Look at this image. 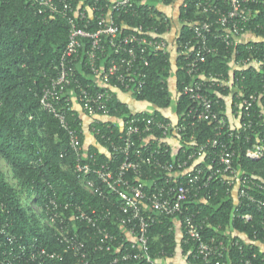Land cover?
Returning a JSON list of instances; mask_svg holds the SVG:
<instances>
[{"label": "built area", "instance_id": "2783aa9c", "mask_svg": "<svg viewBox=\"0 0 264 264\" xmlns=\"http://www.w3.org/2000/svg\"><path fill=\"white\" fill-rule=\"evenodd\" d=\"M41 1L47 6L51 5L50 0ZM138 2L143 12L137 8ZM146 2L148 0H109L100 4L97 0L90 5L81 3L78 9L67 3L62 11L71 24L67 54L78 53L84 46V40L91 41V49L88 50L91 68L100 77L101 85L108 87L96 92L84 88L80 97L83 114L90 118L89 130L105 140L108 146L103 147L107 149L109 160L101 161L98 154H89L82 136L71 128L65 114H56L61 126L70 133L69 148L76 156L75 171L83 175L81 184L90 193L105 199L108 205L102 203L97 207L90 204L86 210L77 201L74 204L67 202L62 207L52 199L47 207L48 224L54 229L58 242L65 245L64 255L67 253L70 258L68 264H101L89 258L79 228L76 224L71 225L76 220L93 229L97 237L94 251L110 250L111 245L119 241V255L113 264L132 260L138 264H174L164 258L152 257L149 233L160 217L175 219L180 216L182 219L177 223H184V226L181 224L185 229L183 240L192 244L193 257L198 264H227L225 259L230 248L242 250L243 244L239 239L226 242L216 237L206 238L204 231L208 218L198 220L200 210L192 211L191 205L197 200L205 202L207 197H211V192L207 190L205 194L204 191L211 184L221 182L227 186L228 194L236 202H246L262 213L264 223V178L235 163L237 139H242L240 147L248 146L245 152L248 160L264 158L262 139L257 135L254 140L251 135L256 133L257 125L264 123V83L262 89L249 93L244 86L246 70L264 75V57L253 53L243 56L238 50L236 55L234 51L228 76L206 74L201 66L210 55L219 52L221 43L229 50L236 49L238 45H245L248 51L258 50L256 43L264 40V37L256 34V29L261 27L258 21L264 17V0H196L193 16L186 10L187 16L181 21L191 29L193 38L184 42L181 49L176 42L179 22L167 29L166 34H162L155 24L129 28L117 22V18L126 14H144V6H148ZM183 6H188L185 0ZM53 10L55 8H50V11ZM39 11L43 12L42 9ZM162 16L156 17L160 19ZM75 18H80L83 26H79ZM93 20H96L97 26L92 30L90 25ZM123 26L130 29L126 35H121ZM106 42L117 57L109 65L97 67L94 63L99 57L97 52H105ZM160 55H169L173 62L183 57L187 73L192 77L190 81L183 82L180 92L192 101L183 121L180 122L173 108L163 112L165 118L146 115V110L132 109V116L111 117L108 103L113 99L112 90L124 88V92L141 93L146 86V68L150 66L151 58ZM78 82L73 71L63 69L52 86L45 87L42 104L55 110L54 103L59 99L57 94L66 91V87L72 84L79 86ZM220 89L229 90L230 93L221 94ZM211 90L217 96H211ZM224 107L225 114H222ZM172 112L176 119L172 118ZM110 120L120 123L121 132L116 136H107L97 127L100 121ZM204 121L214 126V136L202 142L188 141L191 149L187 152L181 135L190 126ZM84 131L83 124L80 133L84 135ZM171 141H175L176 145L173 146ZM180 150L186 152L183 157H177ZM170 153L173 159L168 158ZM119 157L123 160L114 170L110 161L115 162ZM150 171L152 173L147 175L146 172ZM159 171L163 175L157 176ZM115 209L119 210V215ZM114 218L124 229V237H118L108 228L107 224ZM242 218L248 221L251 215L246 213ZM25 250L12 251V258L0 261V264H16L18 259H25ZM62 256L57 250L36 247L28 254L27 262L37 260L39 264H46L48 259ZM255 257L256 254H252V258ZM252 258L246 257L242 261L256 264Z\"/></svg>", "mask_w": 264, "mask_h": 264}, {"label": "trees", "instance_id": "16d2710c", "mask_svg": "<svg viewBox=\"0 0 264 264\" xmlns=\"http://www.w3.org/2000/svg\"><path fill=\"white\" fill-rule=\"evenodd\" d=\"M96 1L50 0L51 5L47 6L41 0H0V158L9 167L8 174L0 166V261L12 258V251L17 252L25 248V259H18L16 264H39L37 260L34 262L29 260L28 263V254L36 247H47L49 250L61 252L63 256L58 259H48L46 264H68L69 255H66L67 253L64 255L66 247L58 242L54 229L48 224L47 207L51 205L50 201L55 199L62 207L67 202L74 204L77 201L82 203L86 210L90 204L98 205L97 207L102 203L108 205L105 199L102 200L101 197L90 193L81 184L83 175L75 171L76 156L69 148L70 133L61 126L56 114L57 112L65 114L71 128L78 131L84 140V135L80 133L83 129L81 115L83 111L80 112L77 108V106L83 108L80 97L82 89L86 88L91 92L108 89L101 85L100 77L91 68V58L88 53L91 49V41L84 40V46L78 53L67 54L71 24L62 11L65 10L67 3L78 9L81 3L90 5ZM105 1L109 0H98L100 4ZM178 1L148 0L145 4L148 6H144L146 9L144 14H126L117 18V22L124 23L129 28L141 24H155L159 26L162 34H166L167 29H171L173 24L176 26L179 22L176 42L181 49L184 42L193 38L191 29L181 21L187 16L186 10L190 15L193 14L196 0H185L188 3L186 8L183 6L184 0H181L180 4H177ZM52 7L55 8L53 12L50 11ZM137 8L139 12H143L139 2ZM71 15L75 17L74 14ZM157 15L163 16L158 19ZM80 20L75 18L76 23L83 26L84 22ZM95 22L96 20H93L90 29H96ZM258 23L261 27L256 29V34L264 37V17H260ZM126 28L128 27L122 29L121 35L130 32V29ZM256 44L257 51H248L245 50V45H238L236 49L229 50L221 43L219 52L210 55L207 62L201 66V70L206 74L228 76L231 69L230 58L234 51L236 55L238 50L243 56L253 53L264 57V40ZM105 45L104 53L97 52L99 57L94 62L97 67L107 66L117 57L114 49L107 42ZM63 69L68 72L73 71L80 85L72 84L66 87V91L57 94L59 99L54 103L55 110L45 108L41 101L44 89L52 86V82L59 77ZM146 72L145 88L141 93H134L138 101L154 106L153 110H146L144 113L165 118L163 112L173 108L180 122L183 121L192 104L187 95L180 93L183 90V82L192 79L187 73L183 57H178L174 62L169 55L153 57ZM172 76L176 77V91L170 86L169 79ZM245 76L244 86L247 93L262 89L264 83L262 72L255 73L249 69L245 71ZM117 90H112L113 99L108 103L109 114L113 118H121L123 115L132 116L133 111L121 100ZM121 90L125 89L121 88ZM209 93L213 97L217 96L214 90ZM228 93L229 90H221V94ZM221 102L225 105L223 100ZM262 103L264 105V98ZM221 110L222 114H225V107ZM97 127L107 136L112 134L116 136L121 132L120 123L113 120L100 121ZM255 129L256 133L251 135L254 140L258 135L264 144V123L261 126L257 125ZM214 134V126L204 121L190 126L181 135V142L188 152L191 149V145L187 144L188 141L202 142ZM96 138L100 145L108 146L100 136ZM241 143L242 139L236 140L238 155L235 163L244 170L264 178V158L259 161L248 160L245 156L248 146L240 147ZM88 152L98 154L101 161L109 160L107 154L95 146L90 147ZM184 154L186 152L182 153L180 150L177 157H183ZM168 158L173 159V155L170 153ZM122 160V157H119L115 162L110 161L112 169L115 170ZM149 173L152 171L146 172L147 175ZM156 175H163V172L159 171ZM8 177H11L12 181ZM207 190L211 192V197H207L205 202L197 200L191 205L192 211L200 210L198 220L208 218L204 236L216 237L226 242L240 240L243 249L231 247L225 259L227 264H245L242 259L252 258L254 253L256 257L252 258L253 262L264 264V251L258 245L264 243L262 213L254 206H248L246 202H236L235 198L228 194L227 186L221 182L211 184L204 191L205 194ZM25 199H29L30 202L26 203ZM39 202L42 203L39 212L42 223L36 218L33 207L35 204L38 206ZM115 212L119 215L118 209H115ZM246 213L251 215L248 221L242 218ZM115 218L107 224L108 228L118 237H124V229L118 225ZM181 219L180 216L175 219L160 217L159 222L150 229L149 252L154 258L168 260L174 258L181 250L183 254H189L190 264H198L193 257L192 244L177 237V221ZM74 224L81 232V239L88 248L89 258L101 264H113L119 255L117 251L119 241L111 245L110 250L94 251L97 237L93 229L77 220L71 223L72 226ZM181 224L184 226L183 222ZM183 231L185 232L184 228ZM127 245H130V242ZM117 264H138V262L120 261Z\"/></svg>", "mask_w": 264, "mask_h": 264}, {"label": "crops", "instance_id": "0c3cea01", "mask_svg": "<svg viewBox=\"0 0 264 264\" xmlns=\"http://www.w3.org/2000/svg\"><path fill=\"white\" fill-rule=\"evenodd\" d=\"M170 82V86L171 89L176 91V77L172 76L169 79ZM117 94L119 95V97L121 98L122 101L126 102L130 109H132L133 111H142V110H147L149 111V109H147V107H151L154 109V106L150 103L147 102H141L143 103V105L141 106H135L134 105V94L132 92H124L121 90H117ZM138 101V100H137ZM140 102V101H138ZM133 106V108L131 107ZM77 108L80 110V112L82 111L80 106H77ZM81 115H83V121H84V144L85 147L87 149H89L92 146L97 147L101 152H107V149H105L102 145H100V143L98 142L96 136L89 130V123H90V118L86 117L85 114H83V112H81ZM171 115L173 116V119H176V115L172 112ZM172 145L175 146V141H171ZM176 234L179 240H181L184 237V231L182 229V225L177 223V227H176ZM258 245L261 247V249L264 251V243H258ZM172 261L174 264H190V260H189V254L187 253H182V251L180 250L174 258L171 257L168 258V261Z\"/></svg>", "mask_w": 264, "mask_h": 264}, {"label": "rangeland", "instance_id": "374dc122", "mask_svg": "<svg viewBox=\"0 0 264 264\" xmlns=\"http://www.w3.org/2000/svg\"><path fill=\"white\" fill-rule=\"evenodd\" d=\"M181 3V0H179L178 2H177V4H180ZM179 6V5H178ZM177 10V9H176ZM178 12V11H177ZM133 98H134V105L135 106H141V105H143V103H141V102H138L137 101V98H136V96L134 95L133 96ZM132 108H133V106H131ZM147 109H149L150 111L151 110H153V108H151V107H147ZM0 166H1V168H2V170H4L6 173H8L9 174V167H8V165H7V163L3 160V159H1L0 158ZM10 180L12 179L11 177H8ZM12 181V180H11ZM25 201H26V203H29L30 202V200L29 199H25ZM39 206V207H38ZM38 206L35 204V205H33V207H34V211H35V215H36V218L42 223V219L40 218V216H39V212H40V206H42V203L41 202H39L38 203Z\"/></svg>", "mask_w": 264, "mask_h": 264}, {"label": "clouds", "instance_id": "9594fccd", "mask_svg": "<svg viewBox=\"0 0 264 264\" xmlns=\"http://www.w3.org/2000/svg\"><path fill=\"white\" fill-rule=\"evenodd\" d=\"M87 150H89V149H87Z\"/></svg>", "mask_w": 264, "mask_h": 264}]
</instances>
